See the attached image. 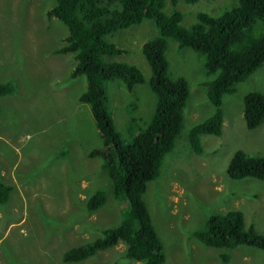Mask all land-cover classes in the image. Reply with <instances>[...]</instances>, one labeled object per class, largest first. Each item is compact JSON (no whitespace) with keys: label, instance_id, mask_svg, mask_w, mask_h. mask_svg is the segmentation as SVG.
I'll list each match as a JSON object with an SVG mask.
<instances>
[{"label":"rangeland","instance_id":"1","mask_svg":"<svg viewBox=\"0 0 264 264\" xmlns=\"http://www.w3.org/2000/svg\"><path fill=\"white\" fill-rule=\"evenodd\" d=\"M21 1L24 12L19 8L20 0H0L2 17L11 11L4 25L6 32L2 29L0 33V84L15 85L13 92L0 95V174L14 186L6 205L8 217L1 207L5 205L0 204V264H142L125 257L121 243L99 250L81 263L60 259L67 247L91 241L106 227L116 225L127 203L112 192L100 158L87 156L90 150L101 147V139L89 105L77 99L85 88V78L69 76L75 64L73 54L53 52L63 45L67 34L63 22L47 16L55 0ZM236 3L176 0L173 6L171 0H164L163 11L178 9L182 13L180 25L188 28L198 12L218 15ZM16 32L18 38L13 40ZM157 35L159 29L153 20L144 19L105 38L124 50L115 60L136 65L149 78L141 46ZM166 41L167 73L185 78L189 97L180 135L165 155L159 175L147 183L143 194L163 243L164 264H219L222 252H228V264H264V251L258 248L245 244L229 249L209 246L194 235L205 228L210 215L230 209L243 211L247 223L264 233V181L230 179L226 173L236 150L264 155V122L248 130L242 114L247 92L264 93V62L236 83L233 92L222 95V132L219 136L201 134L202 152L195 153L187 134L215 111L207 96L208 83L215 74L206 72L201 53L179 46L172 37ZM103 87L113 123L128 142L130 134L149 121L155 95L147 81L131 91L117 79L104 80ZM59 137L63 138L59 141ZM62 149L64 154H60ZM4 150L10 156L8 162ZM96 189L102 190L106 199L100 208L88 213L87 196Z\"/></svg>","mask_w":264,"mask_h":264},{"label":"trees","instance_id":"2","mask_svg":"<svg viewBox=\"0 0 264 264\" xmlns=\"http://www.w3.org/2000/svg\"><path fill=\"white\" fill-rule=\"evenodd\" d=\"M175 2L171 0L173 6ZM19 8L25 11L21 0ZM163 8L164 0H55L46 12L48 17L59 19L67 27L63 45L53 52L72 53L75 64L69 76L82 75L85 78V88L77 99L89 105L101 139V147L90 150L87 156L100 158V167L111 179L112 192L127 203L126 211L116 225L106 227L91 241L67 247L60 257L63 263H81L97 251L118 243L125 245L124 256L129 259L142 264L165 262L163 243L143 194L147 183L159 175L165 155L173 149L180 135L189 97L185 78L170 77L167 73V38L172 37L179 46L201 53L206 72L215 74L207 87V96L215 111L207 119L194 124L187 134L188 145L195 153L202 152L201 134L219 136L222 132V95L233 92L236 83L245 80L264 62V0H237L232 8L224 9L218 15L198 12L196 21L188 28L180 25L182 13L178 9L165 13ZM10 12L8 10L3 17L0 14L3 26L0 33L2 29L6 32L5 20ZM145 18L153 20L159 29V35L144 41L141 46L150 68L149 78L136 65L115 60L114 57L124 50L105 38L117 30L137 25ZM18 33L12 34L13 40L18 38ZM15 71L27 78L23 72ZM109 79H117L128 91L147 81L156 98L149 121L130 134L128 142L124 141L106 106L103 82ZM14 86L9 82L0 84V95L13 92ZM242 114L248 130L264 122V93L247 92L243 96ZM4 152L8 162L10 156ZM64 152L62 149L60 154ZM226 173L230 179L264 181V155L236 150L228 161ZM13 189V184L0 174V204L5 205L0 206L5 217H8L6 205ZM105 199L102 190L90 191L85 199L86 211L91 213L100 208ZM194 235L209 246L229 249L245 244L264 251V233L257 232L252 223H247L244 212L239 209L210 215L205 228L195 231ZM228 262V252H222L219 264Z\"/></svg>","mask_w":264,"mask_h":264},{"label":"clouds","instance_id":"3","mask_svg":"<svg viewBox=\"0 0 264 264\" xmlns=\"http://www.w3.org/2000/svg\"><path fill=\"white\" fill-rule=\"evenodd\" d=\"M145 19H148V18H145ZM143 20H144V19H143ZM8 22H9V20H5V23H6V24H8ZM0 28H2V25H1V24H0ZM117 47H118V46H117ZM119 48H120V47H119ZM130 91H131V90H130ZM92 212H94V211H92ZM92 212H91V213H92ZM118 244H119V243H118ZM121 244H122V243H121ZM123 245H124V244H123ZM115 246H116V245H115ZM124 247H125V245H124ZM68 263H70V262H68Z\"/></svg>","mask_w":264,"mask_h":264}]
</instances>
